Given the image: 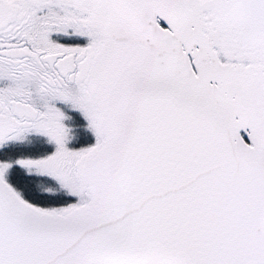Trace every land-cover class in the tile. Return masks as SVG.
I'll return each mask as SVG.
<instances>
[{
	"label": "snow or ice",
	"instance_id": "snow-or-ice-1",
	"mask_svg": "<svg viewBox=\"0 0 264 264\" xmlns=\"http://www.w3.org/2000/svg\"><path fill=\"white\" fill-rule=\"evenodd\" d=\"M0 264H264V0H0Z\"/></svg>",
	"mask_w": 264,
	"mask_h": 264
}]
</instances>
